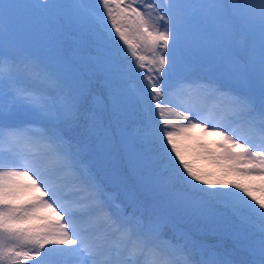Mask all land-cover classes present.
<instances>
[{
    "label": "snow or ice",
    "instance_id": "6c2138e0",
    "mask_svg": "<svg viewBox=\"0 0 264 264\" xmlns=\"http://www.w3.org/2000/svg\"><path fill=\"white\" fill-rule=\"evenodd\" d=\"M50 6L0 5V264H234L178 226L239 240L233 217L264 264V0H79L47 51L16 42Z\"/></svg>",
    "mask_w": 264,
    "mask_h": 264
},
{
    "label": "trees",
    "instance_id": "16d2710c",
    "mask_svg": "<svg viewBox=\"0 0 264 264\" xmlns=\"http://www.w3.org/2000/svg\"><path fill=\"white\" fill-rule=\"evenodd\" d=\"M68 0H57L58 3H60V5H64L65 6V2ZM79 2V0H73V4ZM85 2H87V0H85ZM59 6V7H61ZM58 7H56L57 9ZM67 11H62L60 12V14L57 13V18H60L61 20V24L64 21V17L67 15V13L69 11H71L70 6L67 7ZM58 10V9H57ZM115 47L118 49V51L120 52V63L118 64L119 66L123 67L127 64L129 57H126L123 52L124 49L120 48L119 45L115 44ZM196 74L199 72L201 73V71L198 69H194L193 70ZM133 84L132 80H127L125 85H127V87H129L130 85ZM31 87H44V85L39 84V83H35L30 85ZM137 125H141L143 124V121L141 119H137L136 121ZM193 139L191 141H185V143H189L192 145H197V144H204L206 146V148L209 151H214V152H219L220 149L219 148H215V143L212 142H201L198 138L197 135L195 134H191ZM150 153L153 155V157L157 160L158 165L163 168L164 166V161L159 159L158 156V152L154 147H150ZM187 158L191 159V156H188ZM206 171H216L215 169H213L211 166L206 165ZM220 175L219 173H217V175L211 177V179L213 180H217L220 179ZM178 188H180V185H177ZM257 196H261L262 194L257 192L255 193ZM243 195V194H241ZM121 198L123 199V194H121ZM245 199H248V197H245ZM252 223L253 225H257L259 223L258 218L256 217H251L248 220H238L236 217L232 218V225L233 228L236 232L239 233V240H237L236 238H234L232 235L230 234H218V233H211L209 231L206 230L205 225L200 222V221H184V225H178L182 230L190 232L191 235L193 236L194 239L196 240H200L203 241L207 244L210 245H214L216 246V249L218 252H221L224 255H227L228 257H230L233 261L234 264H247V262L251 259V257L249 256L248 252L245 250V248L243 247L244 243L248 240H254V239H258L260 236V233H257L255 231H251L250 230V224ZM257 231V230H256ZM258 236V237H257Z\"/></svg>",
    "mask_w": 264,
    "mask_h": 264
},
{
    "label": "rangeland",
    "instance_id": "374dc122",
    "mask_svg": "<svg viewBox=\"0 0 264 264\" xmlns=\"http://www.w3.org/2000/svg\"><path fill=\"white\" fill-rule=\"evenodd\" d=\"M22 1H23L24 4H34V3H39L40 2V0H22ZM30 2H32V3H30ZM72 2H73V0H68V1L65 2V6L64 5L61 6L60 3L57 2V0H50V5L51 6L49 8H47V9H40L39 10L40 12L37 10L44 17V19L46 20V22L48 23V35L45 38V40L47 42H51L52 37L57 33L59 27L61 26V20H60V18H57L56 11L58 12V14H60V12H62L64 10L67 11L68 10L67 7L73 5ZM59 6H61V7H59ZM56 7H58L57 8L58 10L56 9ZM64 18L66 19V16ZM14 40L16 42H19L16 37H14ZM30 48L32 50L36 51L37 53H43V52L47 51V50H41V49H39V47H34V46L33 47H30ZM111 51L114 53L115 60L119 64L120 61H121L120 60V52L115 47V44L112 45ZM195 69H198V71L199 70L201 71V73H199V72L197 73L199 75H207L209 73V71H210L209 68L203 67V66L197 67ZM125 87H127V85H125ZM209 106L211 107V104H209ZM191 134L197 135V138L201 142H207V143L212 142V143H215V146H216L215 148H219V144L223 142L222 137H220L219 135H214V134L213 135H208L207 133L202 132L200 129L194 130ZM236 151H240V150L239 149H236ZM5 161L6 162H12L11 159L8 158V157H5ZM196 166L199 167V168H202V169L206 170V167L204 166L203 163H198ZM22 182H24V183H30V181H28L27 178H22ZM110 190H113L114 191L115 189H110ZM31 195L32 196H38L39 193L38 192H35L33 190V192L31 193ZM42 211H44V212L47 213V210H42ZM236 218L238 220L244 221V219H241V218H238V217H236ZM183 223H184V221H179L178 222V225L179 226L180 225H184ZM249 224H250V230L251 231H255V232L259 233V231H258V229H257V227L255 225H253L252 223H249ZM29 264H34V262H29Z\"/></svg>",
    "mask_w": 264,
    "mask_h": 264
},
{
    "label": "water",
    "instance_id": "95a60500",
    "mask_svg": "<svg viewBox=\"0 0 264 264\" xmlns=\"http://www.w3.org/2000/svg\"><path fill=\"white\" fill-rule=\"evenodd\" d=\"M5 0H0V5H3ZM17 22V37L26 44H31L36 38L43 39L46 33V26L43 18L31 9L20 10L16 15ZM42 47H49V44L43 43Z\"/></svg>",
    "mask_w": 264,
    "mask_h": 264
}]
</instances>
